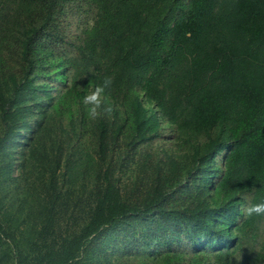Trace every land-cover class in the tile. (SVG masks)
Listing matches in <instances>:
<instances>
[{
  "label": "trees",
  "instance_id": "obj_1",
  "mask_svg": "<svg viewBox=\"0 0 264 264\" xmlns=\"http://www.w3.org/2000/svg\"><path fill=\"white\" fill-rule=\"evenodd\" d=\"M32 118L0 264H264V0H0V185Z\"/></svg>",
  "mask_w": 264,
  "mask_h": 264
},
{
  "label": "rangeland",
  "instance_id": "obj_2",
  "mask_svg": "<svg viewBox=\"0 0 264 264\" xmlns=\"http://www.w3.org/2000/svg\"><path fill=\"white\" fill-rule=\"evenodd\" d=\"M92 22L88 21L87 25H91ZM85 25L82 23V21H74L66 30H67V37L69 41H72L73 38L80 33V30L84 27ZM67 50V49H66ZM42 82H45L48 84L49 89L48 92L51 95V100L44 102V104L51 105L53 102H55L54 98L56 96V89H61L57 88L58 84L56 82L51 81L50 79H43ZM38 100L41 101L43 100V96L39 95ZM48 109L46 110V112ZM53 116V115H52ZM57 122L56 119L53 117L50 118L49 121V128L53 127ZM69 123L65 120L62 122V129L66 132H69L70 129L68 128ZM30 126L31 130H28L25 135H22V137L18 138L16 142H14V146H16L19 151H14L11 157L14 160V165H13V172L11 175V181L9 183H2L0 185V215L4 214V219L6 220L7 218H18L19 223L21 224L22 222V216L20 219V213H18L17 208L18 206H26L25 204H28L32 201L30 193H28V182L24 183V173H23V166L26 160V156H24V152H26V149L28 148L29 144L31 143L33 139V133L34 129L36 126L35 119L32 118L30 121ZM70 126V125H69ZM80 143H84V147L82 150H86L89 147V141H87V138L84 137L80 139ZM152 149L159 148L167 151H171L174 149V145L172 144V136L170 132L165 129L163 132L162 137L159 140H156L153 145H151ZM78 169L77 173L81 174L83 172V169L80 166V161H78ZM126 177L129 175H125ZM81 176H77V181L75 182L76 185H78L81 182ZM25 224L20 225V232L24 229ZM114 246V245H112ZM116 249V248H115ZM124 256L123 254H119L118 252L114 253H109L108 257L112 258V260H115L119 256Z\"/></svg>",
  "mask_w": 264,
  "mask_h": 264
},
{
  "label": "clouds",
  "instance_id": "obj_3",
  "mask_svg": "<svg viewBox=\"0 0 264 264\" xmlns=\"http://www.w3.org/2000/svg\"><path fill=\"white\" fill-rule=\"evenodd\" d=\"M112 84L113 78L111 76H105L102 83L95 85L81 97L80 102L85 108V114L88 119L98 120L105 115H109L113 111L112 106L106 104L104 101L106 90H110ZM243 212L247 217L264 215V200L246 204L243 208Z\"/></svg>",
  "mask_w": 264,
  "mask_h": 264
}]
</instances>
